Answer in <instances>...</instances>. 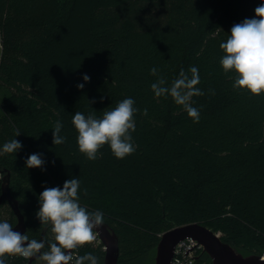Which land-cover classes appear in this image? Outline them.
<instances>
[{"label":"trees","instance_id":"16d2710c","mask_svg":"<svg viewBox=\"0 0 264 264\" xmlns=\"http://www.w3.org/2000/svg\"><path fill=\"white\" fill-rule=\"evenodd\" d=\"M261 2L0 0V148L12 139L23 146L0 155V196L10 173L30 239L41 240L48 226L44 240H53L50 225L36 217L39 195L78 178L80 205L102 211L118 236V264H154L160 236L191 223L220 232L244 255H264V94L234 89L235 72L225 74L220 64V43L234 24L254 18ZM192 66L203 92L192 98L198 123L170 96L151 90L159 77L170 86L181 70L190 76ZM126 98L138 109L136 151L117 159L105 144L98 159H87L73 116L102 118ZM57 120L66 138L60 145L52 142ZM34 153L45 161L43 170L26 167ZM0 219L17 222L7 202ZM77 253L104 263L98 239ZM204 262L211 259L202 252L195 264Z\"/></svg>","mask_w":264,"mask_h":264},{"label":"clouds","instance_id":"9594fccd","mask_svg":"<svg viewBox=\"0 0 264 264\" xmlns=\"http://www.w3.org/2000/svg\"><path fill=\"white\" fill-rule=\"evenodd\" d=\"M255 17L246 18L231 27L230 35L220 43L224 55L220 64L225 74L234 71L236 76L234 89L247 90L252 95L264 94V0L255 8ZM190 76L181 70L179 76L165 86L166 81L159 77L151 84L155 97L170 96L176 105L182 106L194 123L200 120V112L192 106V98L203 95L197 87L200 75L197 67L189 69ZM153 76L158 70L151 69ZM88 82L90 77L83 76ZM79 89L84 84H78ZM91 103V102H90ZM132 98L117 103L115 108L103 113L102 118L94 114L87 117L76 112L72 123L78 132L77 143L81 153L87 159L100 157V149L108 144L117 159H123L136 151L132 133L136 130L134 116L138 109ZM144 115H147L145 110ZM63 124L57 120L52 130L53 144L65 142L61 135ZM21 134L15 130V137ZM17 139H12L0 148V155L17 153L22 149ZM45 161L41 154L34 153L27 157V168H41ZM80 181L78 178L66 180L63 188H45L39 195L40 208L36 217L43 225H50L52 241L30 239L29 236L14 231L7 221L0 222V264H7L6 257H23L26 260L38 259L44 264H99L92 253L76 254L75 250L92 244L97 239V229L104 224V214L100 210L89 212L79 203ZM47 248L46 251H43Z\"/></svg>","mask_w":264,"mask_h":264},{"label":"water","instance_id":"95a60500","mask_svg":"<svg viewBox=\"0 0 264 264\" xmlns=\"http://www.w3.org/2000/svg\"><path fill=\"white\" fill-rule=\"evenodd\" d=\"M1 188L0 206L4 202H7L17 220L13 226V230L25 234V217L21 212L19 202L10 192V173H7L3 177ZM47 227L43 231L41 240H44ZM97 232L99 240L104 245L105 250L103 264H118L120 255L118 236L105 222L97 229ZM187 238H192L203 246L204 252L209 256L212 264H264V255H244L229 244L223 242L216 232L200 223L177 226L164 232L160 236V241L156 248L154 264H172L176 246ZM198 244L187 250L186 255ZM36 260L35 258L30 259L29 264H33Z\"/></svg>","mask_w":264,"mask_h":264},{"label":"built area","instance_id":"2783aa9c","mask_svg":"<svg viewBox=\"0 0 264 264\" xmlns=\"http://www.w3.org/2000/svg\"><path fill=\"white\" fill-rule=\"evenodd\" d=\"M0 47H2L1 43H0ZM97 239L99 240L98 235H97ZM198 243L199 242H197L192 238H187L181 241L175 248L172 264H195L196 260L199 258L201 253L204 252L203 246ZM196 244L198 245L194 247L186 255V251L192 248L193 246H195ZM77 250H75L76 254H78ZM194 257H198V258H194ZM22 264H29V260L24 259V262ZM204 264H208V263L204 262Z\"/></svg>","mask_w":264,"mask_h":264},{"label":"rangeland","instance_id":"374dc122","mask_svg":"<svg viewBox=\"0 0 264 264\" xmlns=\"http://www.w3.org/2000/svg\"><path fill=\"white\" fill-rule=\"evenodd\" d=\"M0 43H1V36H0ZM1 52H2V47H0V56H1ZM5 95V92H3V90L0 89V102L3 99ZM4 216H7L8 213H6V209L4 210ZM219 236L221 235L220 232L217 233ZM39 264H44V262H40Z\"/></svg>","mask_w":264,"mask_h":264}]
</instances>
